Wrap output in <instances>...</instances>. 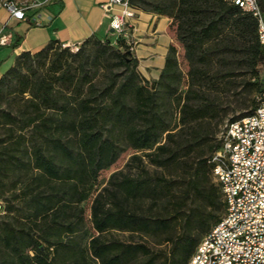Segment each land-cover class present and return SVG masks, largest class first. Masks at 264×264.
<instances>
[{
	"label": "trees",
	"instance_id": "obj_1",
	"mask_svg": "<svg viewBox=\"0 0 264 264\" xmlns=\"http://www.w3.org/2000/svg\"><path fill=\"white\" fill-rule=\"evenodd\" d=\"M128 3L172 19L157 79L142 75L125 37L96 34L76 51L58 39L23 51L0 77V264H188L226 213L212 157L225 125L264 99L258 19L229 0ZM154 146L147 161L162 174L114 172L93 200L86 241L83 203L101 173L126 148Z\"/></svg>",
	"mask_w": 264,
	"mask_h": 264
},
{
	"label": "built area",
	"instance_id": "obj_2",
	"mask_svg": "<svg viewBox=\"0 0 264 264\" xmlns=\"http://www.w3.org/2000/svg\"><path fill=\"white\" fill-rule=\"evenodd\" d=\"M259 22V37L264 44V13L260 0H229ZM55 0H0V12L7 18L0 20V46H11L12 19L42 26L44 14ZM115 6L120 9L115 10ZM112 14L111 26L118 37H126L132 19L136 17L128 0H110L103 5ZM114 12V13H113ZM72 51L78 44H64ZM264 98V96H263ZM259 116L232 125L228 122L220 134L221 147L213 154L214 174L221 183L226 213L222 220L200 241L188 264L196 256L205 257L210 247L217 246L216 236L224 237L220 255L212 256L211 264H264V107ZM5 203L0 199V215L5 214ZM236 237L250 239V247L236 244Z\"/></svg>",
	"mask_w": 264,
	"mask_h": 264
},
{
	"label": "crops",
	"instance_id": "obj_3",
	"mask_svg": "<svg viewBox=\"0 0 264 264\" xmlns=\"http://www.w3.org/2000/svg\"><path fill=\"white\" fill-rule=\"evenodd\" d=\"M110 0H55L44 14L42 26L26 24L21 35L24 39L19 47L14 49L16 55L23 51L35 53L48 44L51 39H58L63 44H78L85 38L96 34L102 38L114 39L115 33L111 26L112 14L106 13L103 5ZM120 6H115V10ZM5 14L4 20L7 18ZM114 13V12H113ZM172 19L167 16H159L152 12L136 9V17L132 19L127 36L135 38L134 54L142 62L143 58L149 65L158 64L155 69L149 68L147 75L150 79L158 78L164 66L165 56L171 43H174V35L165 34ZM18 35L13 36L15 42ZM167 40V42H166ZM163 58V61H162ZM2 73H0L1 77Z\"/></svg>",
	"mask_w": 264,
	"mask_h": 264
},
{
	"label": "rangeland",
	"instance_id": "obj_4",
	"mask_svg": "<svg viewBox=\"0 0 264 264\" xmlns=\"http://www.w3.org/2000/svg\"><path fill=\"white\" fill-rule=\"evenodd\" d=\"M4 18H5V14L3 12H0V20H4ZM26 24H27V22H25V21H18L16 19H12L9 23V26H10V29L12 30L13 34L16 36V35L22 34V31L24 30ZM29 25H31V24H29ZM164 33L165 34L167 33L169 35H174V28L172 27L171 24L169 25V27L167 28V30ZM117 39H118V36L115 34V38L112 39V41L115 43ZM129 41L131 42V45L134 47L136 44L135 43L136 39L130 38ZM166 42H167V40H166ZM81 43L82 42H80V44ZM132 50L134 52V48H132ZM183 51L184 50H183L182 46L179 45V61H180V65H181L183 75H184L183 84L181 86V94H183L186 91L187 81H188V77H187L188 64H187V62L183 56ZM15 57H16V53H15L13 47H11V46H0V73L3 74L8 68H10L12 66V64L14 63ZM162 61H163V58H162ZM158 67H159L158 64L149 65L148 62L145 61V58H143V61L139 62L138 69L141 73H144L147 75L146 71H148L149 68H153V69H155V71H153V72H155L153 74V76H154L157 73L156 69H158ZM261 71H262V75L264 76V66L261 68ZM154 79H157V78H153L151 76L149 80H154ZM226 122H227V119L224 121L223 124L220 125V129L223 128V126ZM177 124H178V117L176 114L175 118L173 119V126L176 128ZM155 147L156 146L152 147V149H148L145 151H137L131 147H128L122 153V155L120 156L118 161L110 169L105 170L101 173L98 181L95 184V189H94L93 194L90 196V198L88 200H86L83 203V206L85 208V216H86V226H85L86 231H87V240L86 241H88L90 236L96 234L94 229H93L92 222H91V207L93 204V200H94L95 196L100 191H103V189L108 186V181L114 172L124 171L125 173H129L131 175H136L139 171V167H141V165H144L145 168H147L151 173L162 174L163 171L161 169L155 168L153 165H151L147 161L146 154L148 152L153 151L155 149ZM134 155H138L139 157H141L143 162L141 163V161L139 159L138 160H132V157ZM6 196H8V195H6ZM141 209L144 212H149V211H151V204L149 202L142 203ZM2 216H4V214ZM120 236L123 239L141 240V238H139L137 236L133 238L127 233L121 234ZM150 242H151V244L155 250L156 249H162V247L163 248L166 247V245H163V246L162 245H156V244H154L153 241H150ZM92 264H98V263L93 261Z\"/></svg>",
	"mask_w": 264,
	"mask_h": 264
},
{
	"label": "bare ground",
	"instance_id": "obj_5",
	"mask_svg": "<svg viewBox=\"0 0 264 264\" xmlns=\"http://www.w3.org/2000/svg\"><path fill=\"white\" fill-rule=\"evenodd\" d=\"M258 107H264V99L261 100V103H259ZM256 116H259V108H256L253 114L239 118L238 120L232 121L231 124L240 125L241 123H244L245 121L254 119ZM216 244L217 246L210 247V253H205L204 258L203 256H196V258L193 260V264H211L212 256L220 255L219 246H224V237L216 236ZM236 244H242V247H250V239H243V237H236Z\"/></svg>",
	"mask_w": 264,
	"mask_h": 264
}]
</instances>
